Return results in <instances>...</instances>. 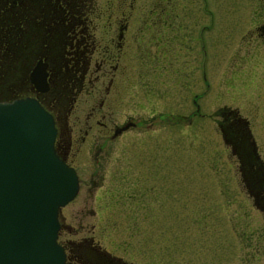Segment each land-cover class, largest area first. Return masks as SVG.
Returning a JSON list of instances; mask_svg holds the SVG:
<instances>
[{"label": "rangeland", "instance_id": "rangeland-1", "mask_svg": "<svg viewBox=\"0 0 264 264\" xmlns=\"http://www.w3.org/2000/svg\"><path fill=\"white\" fill-rule=\"evenodd\" d=\"M83 1L101 46L113 33L108 21L116 26L128 16L130 88L103 110L113 109L104 119L110 127L136 125L113 139L93 128L79 152L72 148L80 185L60 209L58 238H92L131 264H264V216L215 114L224 107L248 119L264 162V42L255 32L264 0ZM160 17L172 26L154 22ZM9 24L0 21V32L8 33ZM144 58L147 70L168 79L151 102L138 77ZM4 61L0 55V70H10ZM171 70L178 72L176 86ZM85 97L74 111L81 124L92 104Z\"/></svg>", "mask_w": 264, "mask_h": 264}, {"label": "flooded vegetation", "instance_id": "flooded-vegetation-1", "mask_svg": "<svg viewBox=\"0 0 264 264\" xmlns=\"http://www.w3.org/2000/svg\"><path fill=\"white\" fill-rule=\"evenodd\" d=\"M85 8L83 0H0L1 24L11 23L7 27L8 33L0 32V55L4 62L9 60L8 65L11 66L10 70H0V99L36 98L52 114L56 126V151L70 165H73L74 160L72 154L74 151L79 152L80 144L93 128L103 133L111 132L110 138L113 139L136 125V121H132L127 128L114 135L116 129L130 120L120 125L112 123L110 127L104 119L110 117L113 109H107V113L103 110L105 106L108 108L119 104L124 91L127 93L130 88L131 70H126L130 53L124 50L130 27L128 16L116 19V26L114 21H108V28H111H107V32L112 30L113 33L101 46L93 30L97 25L88 23L92 20H88V15L84 14ZM169 20L160 17L155 18L154 22H169L167 27H171ZM255 32L264 42V18L256 24ZM163 36L158 38L162 40ZM144 60L145 64L142 59L140 65L143 63L145 68L143 70V66L140 67L138 77L144 87V99L151 102L159 83L168 82V79L164 80L161 72L157 77L159 70H147L149 67ZM37 65L44 66L43 85L31 80V73ZM170 75L171 85L176 86L177 70H171ZM83 94L87 96L85 101H91L92 104L84 113L81 124L79 115L74 114V111ZM198 95L192 98L196 106L195 114L199 112ZM215 114L221 116L217 123L227 131L229 144L235 149L242 147L240 159L237 156L241 179L240 165L254 193L250 195L254 206L264 216V162L259 155L249 150L252 139L248 131L249 121L243 119L236 109L222 107ZM70 117L72 124L67 121ZM101 149V146L95 148V161ZM60 243L66 251V264H131L102 249L99 242L89 237L77 242L60 240Z\"/></svg>", "mask_w": 264, "mask_h": 264}, {"label": "water", "instance_id": "water-1", "mask_svg": "<svg viewBox=\"0 0 264 264\" xmlns=\"http://www.w3.org/2000/svg\"><path fill=\"white\" fill-rule=\"evenodd\" d=\"M33 70L31 80L43 85L44 66ZM218 126L223 141L230 143L227 131ZM55 134L53 116L35 98L0 100V264H65L66 253L57 240L58 216L79 183L75 168L56 151ZM248 147L258 155L253 137ZM231 148L240 159L242 147ZM240 169L254 195L242 165Z\"/></svg>", "mask_w": 264, "mask_h": 264}]
</instances>
